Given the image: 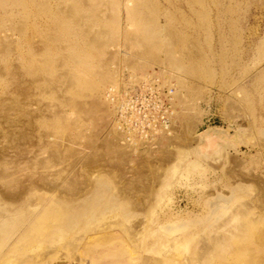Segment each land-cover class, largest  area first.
Here are the masks:
<instances>
[{
  "label": "rangeland",
  "instance_id": "obj_1",
  "mask_svg": "<svg viewBox=\"0 0 264 264\" xmlns=\"http://www.w3.org/2000/svg\"><path fill=\"white\" fill-rule=\"evenodd\" d=\"M83 1L0 0V100L9 104L17 98L25 104L34 116V136L48 132L55 143L87 148L81 164L73 169L72 162L65 164L63 182L79 166L85 182H101L97 190L111 207L70 234L44 232L34 252L27 249L0 264H27L23 258L32 253L39 254L36 261L43 259L39 264H80L75 246L81 250L82 242L87 252L81 264H264V0ZM100 31L105 37L112 33V41L97 36ZM180 65L196 72L178 70ZM87 68L106 72L108 80L91 91L84 83L91 79ZM153 70L174 88L176 130L189 126V138L200 140L205 130L218 129L234 143L210 138L200 147L195 142L168 145L170 152L141 162L108 146L111 126L102 120L95 128L80 108L96 99L109 101L108 93L123 87L131 74L138 80ZM54 87H61L60 96ZM15 107H9L14 108L9 119L17 115ZM93 149L100 165L88 163ZM102 149L114 153L104 159ZM177 151L185 153L183 160ZM44 154L42 148L35 153L37 159ZM127 156L138 163L131 167ZM111 159L113 165L107 162ZM147 161L154 169L145 168ZM131 176L151 180L149 192L126 190ZM136 195L144 200L143 210H135ZM107 227L118 232V243L102 239ZM96 237L101 241L93 242Z\"/></svg>",
  "mask_w": 264,
  "mask_h": 264
},
{
  "label": "bare ground",
  "instance_id": "obj_2",
  "mask_svg": "<svg viewBox=\"0 0 264 264\" xmlns=\"http://www.w3.org/2000/svg\"><path fill=\"white\" fill-rule=\"evenodd\" d=\"M81 1H83V0H81ZM83 2H82V5H84ZM84 3H86V2H84ZM74 5L75 6L77 5L76 2L74 3ZM85 6H87V4ZM69 7L71 8L74 6L69 5ZM67 9H68V11L70 10L69 8H67ZM67 9H66V13H68ZM69 13L71 14V12H69ZM72 14H73V12H72ZM112 16H114V15H112ZM146 16L147 15H145V17ZM81 17H83V16L81 15ZM96 31H92V32H96ZM103 31H105V30H103ZM96 33L94 34V36L96 35ZM107 33H109V32H107ZM145 33L147 35H151V34H149V31H145ZM145 33H143V34L146 35ZM99 34L97 36H101L102 34H103L102 36H104L105 33L104 32L101 33V31H100ZM109 35H112V33L106 35L108 37V39L110 41H112L111 36H109ZM117 35H118V33H117ZM107 37H105V38L107 39ZM112 37H113V35H112ZM115 37H116V35H115ZM133 37H136V36H133ZM101 38L103 39V37H101ZM138 38H139V36H138ZM91 39H92V37H91ZM96 39L100 40V38H96ZM96 39L94 40V42H96V44L98 42L102 43L100 41H97ZM130 40H133L132 42H134V40L137 42L136 39H130ZM101 41H103V40H101ZM105 41H103V42H105ZM137 43H143V42H141V41L139 42V40H138ZM132 44H134V43H132ZM155 44H157V43H155ZM157 45H160V43ZM165 46H167V44H165ZM172 46H174V45H172ZM157 47L159 48V46H157ZM167 47H168L167 49L170 48L169 46H167ZM129 50H130V48H129ZM136 54H137V52H136ZM142 54L143 53L141 52V55ZM167 55L169 56V54H167ZM170 55L174 56L172 54H170ZM156 56H157V54H156ZM157 57H153V59L157 60V59H155ZM141 58H143V56H141ZM166 58H167V56H166ZM168 58H170V57H168ZM172 58H174V57H172ZM151 59H152V57H151ZM164 60H165V57H164ZM166 60H168V59H166ZM158 61L159 60H157V63H158ZM167 62H166V64H168ZM74 63H76V62H74ZM163 63H165V61H163ZM169 67H171V66H169ZM173 69L174 68H172V70ZM86 70L91 75V79L87 78L84 81V83L86 84L87 88H89L91 91L96 90L98 88V86L103 85L109 78L108 74L106 72H102L100 70L96 71L95 69H88V68ZM178 70H183L184 72H187V73L196 72L194 69H184V67H181V65L178 67ZM65 73L70 74V71L68 73L66 71ZM16 76H15V78H16ZM131 78L135 79L132 74H131ZM70 80H71V83L73 84L74 80L72 78ZM66 81H68V80H66ZM65 83H67V82H65ZM60 85H62V84H60ZM64 85L65 84H63V86ZM66 85L64 87H66ZM64 87H62V88L64 89ZM56 89L54 87V90L58 93L57 96H60L59 95L60 91H58V90H60L61 87L58 90H56ZM80 89H82V88H80ZM107 90L105 91V93H107ZM25 91L26 90H24V92ZM29 91H30V89H29ZM78 91H81V90H78ZM27 92H28V90H27ZM105 93H104V95H105ZM66 100H68V98H66ZM66 100H64V101H66ZM2 101L3 100H0V102H1L0 104L2 105V107L0 106V110L3 108V110H1L3 112L1 113V111H0L1 118L3 119V124H0V132H1L0 137L2 138V140L0 141V260H3V262H8L13 255L25 253L27 251V249H30L31 251L34 252L36 249L35 250H33V249L37 247L35 242H37V239L39 237L43 236L44 232H45V234L49 233V234H57V235H61L62 233H69L70 234L71 232H73L72 230H74L77 226H80V224H85L86 222H89L90 219L96 218L97 213H99L105 209H108L111 206H109L108 200H105L102 197L101 193L99 192L100 190L99 189L97 190V188L102 185L101 182H94V181L93 182H85V179L83 180L82 175L79 173V172H81V169L79 166L77 167V173L74 174L73 177H70L67 182H63V179L66 176V175H64L66 173L63 172L64 169H66L65 164L68 165V162H72V167H70L71 169H73L76 166V164H78V165L81 164L82 163L81 161L85 156V151L87 148H85V150H84L83 149L84 146L83 147L77 146V148H75L73 146L72 148H74V149H72L71 146H69L67 144L55 143L53 136L51 134H49L48 132H40V133H38V135L34 136L33 131H36V129H37L35 127L34 121H33L34 116L31 113L27 112V109L23 108V106L25 104L22 103L17 98L12 99L11 100L12 103H9V104L4 103ZM27 101H26V103H27ZM28 103H31V102L28 101ZM12 104H14L16 106L15 108L18 109V112H16L17 113V115L15 116L16 118L12 115L13 119H12V117H10L11 119H9L8 112L10 110H11V112L14 111L13 110L14 108H9ZM49 106L50 105H48V107H46V108H49ZM51 107L54 108L55 106L53 105ZM51 107L49 109H51ZM67 107H65V108H67ZM54 109H56V108H54ZM54 109L50 110V111L53 112ZM77 109H79V107H77ZM80 109H82V112H84L86 114L87 118L91 119V121L94 123V124L92 123L93 126L95 125V128L98 127L99 124H102V122H103L102 120L105 121L104 126L105 125L111 126L110 134H112V137L107 138V141H106V144L108 146H114L115 148H113V149L114 150L116 149L115 151L118 152V154H120L121 156H123L124 154H127V153H131V154H133L132 156L138 158V160H140V162H141V160L143 161L144 159H147V160L152 159L158 153L160 155H163V154L170 152L171 149H166L168 145H172L171 148L174 149L177 145H184V144L188 145L190 143L195 142V143H197L196 145L198 147H200L201 143L202 144H204V143L210 144V138H215L217 140H225L228 142H232L230 139H227L228 136L221 137V134H219L217 136V135H212L209 133L201 134L200 140H196L194 138L191 139L188 136V133L190 132L189 126H185V127L182 126L181 130H176L177 128L175 126H173L170 134L164 138V140L166 142L163 145V147H160V145L158 143V144L154 145V147L139 150L138 147H135V145L133 147L130 144H126L125 142H123L122 134L118 130H116V125H115L114 120H113L114 110H113V108L110 107L109 101H106L104 99L103 102H100L99 99H96V100H93L90 102L89 107L87 109H85V108H80ZM13 113H10V114H13ZM84 113L82 116L83 118L85 117ZM41 114L42 113H40L39 115H41ZM44 115H45V117H47V114H44ZM19 117H22L23 121H20ZM43 117L44 116H41L40 118L43 120L45 118V117L44 118ZM9 126H13L14 130L8 131V129H6V128H8ZM92 138H94V137H92ZM114 138H115V140H114ZM207 138H209V139L207 140ZM94 139H92V140H94ZM94 141H92L90 144H92ZM115 141H118L119 144L116 145ZM85 147H88V144ZM103 147H105V146H103ZM40 148H42L45 151L46 155L44 154L45 156L37 159L38 156H36L35 153ZM106 148H108V147H106ZM106 148H105V150L107 151ZM105 150L102 149L103 152L101 151L100 153H104ZM93 152H94L93 153L94 155L88 159L89 160L88 163L89 164L91 163L92 166L99 164L98 162L101 159L98 157L99 152H97V150H94ZM105 153L103 155H106V157L104 158V156H103V158L107 159V154L113 155L114 151L113 150L111 151L112 154H109V152L106 154ZM100 155H102V154H100ZM177 156H178V158L180 157L181 160H183V158L185 157V153L177 151ZM35 157H36V159H35ZM127 157H126L127 159L125 158L127 163H129V164L133 163V165L138 163V162L135 163L133 160L129 159L131 156H127ZM164 158L166 159L167 157H164ZM21 160L25 162V165L20 164ZM164 161H167V160H163V162ZM107 162L108 163L110 162L109 164H111V165L114 164L113 159H111L110 161L107 160ZM147 162H150V161H147ZM151 162L148 163L149 165H147L145 167L146 169L151 170L154 167V164H152L153 162L152 163ZM100 163H102V161ZM57 164L60 165V168L56 169L55 165H57ZM62 165L64 168L62 167ZM130 165H131V167L133 166L132 164H130ZM4 166H6V167H4ZM54 166H55V170H53ZM190 166H187V167H190ZM237 166H239V165H237ZM134 170H137V169H134ZM140 170L141 169L137 170V172H140ZM75 171H76V169H75ZM133 172H134L133 174L137 173L136 171H133ZM151 175H152V173H151ZM132 176H131V178H129L130 180L128 179V177L125 178L126 180L124 179L125 181H127V179H128V181H130V182H127L125 184L127 187L126 190H128V191L129 190L140 191L141 192V190L143 191V189H144L146 192L147 191L149 192L150 188H148L147 186L151 185V183H152L151 180H150V182L145 183V181L143 182L144 179L142 181H140L142 176L139 177L140 179L137 177L139 181H136V177L134 176L135 177V179H134V177H132ZM150 177H149V179L153 178V177L152 178H150ZM132 179H134V182H132ZM145 180L147 181L148 179H145ZM91 186L94 190L90 188ZM89 193H92V197H88ZM124 193H125V190H124ZM121 194H119V195H121ZM131 194L133 197L132 192H131ZM51 195H54V199H50ZM147 195L148 194H146V196ZM140 196L139 195L135 196L136 199L133 202L137 206L135 208V205H134L133 208H135V210L136 209L140 210L144 206V203H143L144 200H141L139 198ZM122 197H125V196H122ZM143 199H145L144 196H143ZM146 200L148 203L149 199L146 198ZM138 207H140V208L138 209ZM141 210H143V209H141ZM138 225H140V224H138ZM136 226L137 225H135V226L133 225V227L132 226L131 227L136 228ZM110 227L109 228L107 227V229L111 230ZM126 228H128V227H126ZM126 228H125V230H128ZM20 229H23V230L19 233V235H18L19 237L17 236L16 239L11 240L12 236L14 234H16L17 232H19ZM110 230L108 232L107 231L105 232L102 239L104 238L103 240H105V236H106V238H107L106 240H109V242H111L112 239H115V240H118L117 241V243H118L120 240L118 232L115 230H111V231ZM139 230L140 229H138V231ZM133 231H134V229H132L131 235L134 233ZM136 232H135V234H136ZM133 237L134 236H132V238ZM97 239H100V238L96 237L92 241L97 242V243H98V241H101V240L95 241ZM107 242L108 241H106V243ZM91 243L89 244V246L91 245ZM111 243H113V242H111ZM115 243H116V241H115ZM86 244H88V243H86ZM103 245L105 246L104 243H103ZM103 245H101V246H103ZM78 246H75L77 249V254H78L77 260H79V262L81 264V263H84V260L86 258L87 247H83V242L81 243V247H82L81 250ZM75 247L72 246V248H75ZM106 247L108 248V245ZM67 248H69V247H67ZM32 255H33V253H32ZM32 255L25 256L23 258V260L27 264H39V262H41L43 260V259H41L39 261H36V257L37 258L40 257L39 254H37V253H36V255L34 254V256H32ZM94 259H96V257H94ZM97 259H99V256L97 257ZM32 260H35V261H32Z\"/></svg>",
  "mask_w": 264,
  "mask_h": 264
},
{
  "label": "built area",
  "instance_id": "obj_3",
  "mask_svg": "<svg viewBox=\"0 0 264 264\" xmlns=\"http://www.w3.org/2000/svg\"><path fill=\"white\" fill-rule=\"evenodd\" d=\"M135 80L129 76L108 98L123 142L143 150L154 147L175 126L174 88L161 71L153 70Z\"/></svg>",
  "mask_w": 264,
  "mask_h": 264
},
{
  "label": "water",
  "instance_id": "obj_4",
  "mask_svg": "<svg viewBox=\"0 0 264 264\" xmlns=\"http://www.w3.org/2000/svg\"><path fill=\"white\" fill-rule=\"evenodd\" d=\"M203 133H209V134H212V135H219L221 133H219L218 129H212V130H205ZM201 133V134H203ZM217 133V134H216ZM223 135V134H221ZM227 136V135H226ZM227 139H230V136L227 137ZM231 140V139H230ZM232 141V140H231ZM231 143H234L233 141Z\"/></svg>",
  "mask_w": 264,
  "mask_h": 264
}]
</instances>
